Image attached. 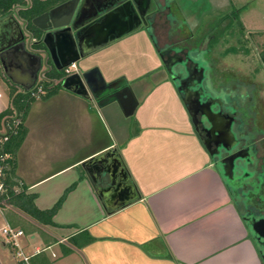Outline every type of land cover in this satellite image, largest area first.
<instances>
[{
	"label": "crops",
	"instance_id": "1",
	"mask_svg": "<svg viewBox=\"0 0 264 264\" xmlns=\"http://www.w3.org/2000/svg\"><path fill=\"white\" fill-rule=\"evenodd\" d=\"M129 1L126 10L106 19L108 26L92 29L85 49L94 51L78 63L81 71L97 67L105 83L119 81L132 89L138 100L133 119L114 101L100 103L63 88L33 99L15 154L14 189L35 194L36 208L45 210L75 187L54 215L55 226H42L3 205L28 222L24 228L8 226L24 232L20 244L32 255L29 264H264L159 56L171 40L189 34L169 21L181 13L180 0ZM204 2L209 7L210 0ZM139 11L150 18L148 27L129 24V16ZM98 16L87 25L89 32ZM11 18L20 20L10 13L0 24ZM26 91L0 64V112L10 106L11 92ZM107 151L120 157L138 195L120 208L103 206L82 168ZM82 231L91 242L84 244ZM75 235L77 247L69 242ZM2 255L0 264H7Z\"/></svg>",
	"mask_w": 264,
	"mask_h": 264
},
{
	"label": "water",
	"instance_id": "2",
	"mask_svg": "<svg viewBox=\"0 0 264 264\" xmlns=\"http://www.w3.org/2000/svg\"><path fill=\"white\" fill-rule=\"evenodd\" d=\"M79 1L67 0L33 18L31 25L35 31L30 30L28 22L21 19L15 21L11 18L9 23L0 24V64L5 75L13 83L28 90L35 85L38 77L43 78V75L50 72L52 68L62 71L71 64L84 59L94 51L85 49L88 38L92 39L93 37L92 29L97 24L108 26V23H105L106 19L112 17L115 10L120 11L130 4L129 1L118 5L117 0H111L103 10L100 9L93 16L83 19L79 13ZM132 3L137 5L134 0ZM138 13L139 16L137 15L135 18L140 27L142 23L145 24V19L143 13L140 11ZM97 16L99 19L89 27L91 29L89 32L86 27L91 23L92 18L95 19ZM88 33L91 34V37ZM105 42L107 41L100 44L112 41ZM190 62H193L194 67L198 65V62H195L188 52L185 59L180 58L174 63V68L179 66L177 69H173V64L167 65L165 68L179 94L182 93L179 84L189 80L193 74L189 70L192 68ZM199 73L201 74L197 81L199 87L193 92V94L195 93L194 97L191 96L190 101L182 98L190 121L230 191L233 192V188L235 191L243 187L244 189L249 188L250 185L256 183L258 178L255 169L257 160L250 155H243L242 150L247 144L241 145V138L236 134L234 124L219 122L218 110L208 104L202 94H198L202 83L206 81L203 68ZM44 79L46 80V78ZM110 85L111 83L104 82L97 67L88 71H77L61 80L63 89L86 99H96L98 95L95 94V90L99 87H103L105 90ZM108 98L117 103L126 118L131 117L138 107V100L128 86L118 89ZM216 107L218 106L216 105ZM82 168L105 208L112 206L120 208L138 198L128 173L115 151H107L93 157L83 163ZM239 210L264 262V217L253 216L244 208H239Z\"/></svg>",
	"mask_w": 264,
	"mask_h": 264
},
{
	"label": "rangeland",
	"instance_id": "3",
	"mask_svg": "<svg viewBox=\"0 0 264 264\" xmlns=\"http://www.w3.org/2000/svg\"><path fill=\"white\" fill-rule=\"evenodd\" d=\"M204 1L206 0L177 2L183 9L181 13H176L177 18L169 17L170 24H177L183 31H189V34L179 36L177 41L173 39L176 34L170 35L173 39L171 44L186 50L196 45L205 49L211 38L216 35L217 41L209 44V56L200 51L192 55L204 58L214 65L209 72L210 78L204 83L208 91L217 93L218 83L215 80L219 77L224 80L219 85H234L236 82L237 85L241 84L242 90L253 96L257 111L256 127L262 133L258 143L261 144L260 153L264 154V53L261 54L264 51V0H210L209 7H206ZM233 14H236L238 19L230 20ZM221 22H224L223 26ZM234 48L235 53L231 52ZM76 67L81 71L79 63H76ZM108 127H111V122ZM0 210L3 213V216L0 214V254H3L7 264H18L13 249L10 246L6 249L1 247V242L8 240L1 230L8 225L24 228L28 222L23 216L5 207ZM44 247L41 246L45 251Z\"/></svg>",
	"mask_w": 264,
	"mask_h": 264
},
{
	"label": "flooded vegetation",
	"instance_id": "4",
	"mask_svg": "<svg viewBox=\"0 0 264 264\" xmlns=\"http://www.w3.org/2000/svg\"><path fill=\"white\" fill-rule=\"evenodd\" d=\"M117 1L118 5H123L128 2V0ZM110 2L111 0H80L78 4L80 16H82L83 19H87L88 17L93 16L94 13L98 12V10H103L106 5L110 4ZM126 9L127 8H124V10ZM128 22L130 25H134L137 22V19L132 15L129 16ZM145 23L146 25L150 24L149 17L145 18ZM223 23L224 22H221L222 26ZM209 29L213 30V28L210 27ZM209 44L210 41L208 42L205 49H200L199 45H196L191 46V49L189 50L170 44L159 51V56L161 58L164 69L167 65L170 64H173V69H177L179 66L174 68V63H176L177 60H180V58L185 59L188 52H190V55L192 56L194 61L198 62V65H196L195 67L192 65L193 62L189 63L190 65H192V68H189V70L193 74L189 78V80L182 82V84H179V88L182 90V93L180 94L181 98H185L186 100L190 101V97L195 95V93L193 94V92L199 87L197 81L200 78L201 74L199 73V71H201L202 68L205 71L204 75L206 77V80L208 79V77L210 78L209 72L213 69L214 65L211 62L208 63L207 60L205 61L204 58L200 59L192 55L194 52L200 51L205 52V54L207 53V55L209 56L211 54L209 50ZM77 71L79 70L77 69ZM190 80H193V82H190ZM215 81L218 83H215L218 86V88L216 89L217 93L215 92L216 94L208 91L205 87V82L203 81L198 94H202L204 99H207V103L211 106L213 105L212 107L218 110L219 122L223 124L232 122L234 124L236 134H238L241 138V145L243 146L245 143L247 144V146L242 150L243 155H250L257 160L255 164L256 173L258 175L256 183L250 185L249 188L244 189L243 187L238 191H235V189L233 188L232 194H234L233 196L236 199V203L239 208H244L246 212L252 214L253 216L264 217V154L260 153L261 144L259 145L258 143L259 137L262 135V133L259 132L256 127L255 120L257 111L254 105V98L251 94L241 89V84L237 85L235 82L234 85L231 84L221 86L219 85V83L224 80L219 79V77ZM124 86L125 85H123L119 81H116L111 83L110 87L106 88L105 90L103 87H99L95 90V94L98 95V97L96 99H93L100 103L104 100L106 101V99H109L108 97L110 94L116 92L118 89H121ZM216 105L218 107H216ZM201 134L203 135L204 133L202 132Z\"/></svg>",
	"mask_w": 264,
	"mask_h": 264
},
{
	"label": "trees",
	"instance_id": "5",
	"mask_svg": "<svg viewBox=\"0 0 264 264\" xmlns=\"http://www.w3.org/2000/svg\"><path fill=\"white\" fill-rule=\"evenodd\" d=\"M66 1L67 0H0V17H4L13 12L18 13V16L21 20L28 22V28L35 31L31 25V20L33 18ZM232 16L233 17H231V19L229 18L230 20L238 19L236 14H233ZM215 41H217L216 35L213 36V38L210 40V43H215ZM231 52L235 53L236 49H231ZM263 53L264 51H262L261 54ZM44 76L47 80L57 81V83L51 87H49L51 81H44V85L46 86L45 94L41 97L46 98L53 95L62 88L61 79L64 76V72L56 71L54 68H52L50 72ZM10 98V106L4 111L0 112V130L4 131L3 134H5L7 131L5 136H3V134L0 135V158L3 157V160L0 159V166L2 168V179H0V181L5 187V191L2 196L10 207L18 210L34 222L42 226H55L53 223V217L59 210L67 193L75 187V184H72L70 187H68L51 208L45 210H39L36 208L34 204V200L36 198L35 194H27L25 191H23V189H19L17 190V193H15V154L25 137L26 129L23 125V120L28 105L34 98L24 94H14V92L10 93ZM111 100L112 99L109 101ZM16 117L20 120V123L17 126H14ZM4 137L7 138L5 141L3 140ZM80 235L85 236L84 244L92 241V238L88 235L87 231H82ZM76 238V235L70 237L69 242L73 246L77 247L78 244Z\"/></svg>",
	"mask_w": 264,
	"mask_h": 264
},
{
	"label": "built area",
	"instance_id": "6",
	"mask_svg": "<svg viewBox=\"0 0 264 264\" xmlns=\"http://www.w3.org/2000/svg\"><path fill=\"white\" fill-rule=\"evenodd\" d=\"M62 71L64 72V76L62 77L61 80H63L65 77L77 72L76 63L71 64L70 66L64 68ZM44 81H47L44 79V75H43V78L38 77L35 85L25 92L26 95H28L34 99L40 98L42 95H44L45 94V87H46L44 85ZM52 85H54L53 81L50 82L49 87H51ZM19 123H20V120L17 119V117H16V121L14 123L15 124L14 126H17ZM6 133H7V131L5 132V134H3V136H5ZM6 139H7L6 137L3 138L4 141ZM0 159L3 160V157H1ZM1 169L2 168L0 166V179H2ZM4 191H5V187H4L3 183L0 181V207L3 205H8L6 200L2 196ZM14 191H15V193H17L16 189H14ZM1 233L8 239L7 242L11 245V247L14 251V255L17 259V262L19 264H29L32 255L27 254L24 251V247L20 244V238H22L24 236V232L20 229L7 226L1 230ZM39 252H40V249L35 250V254H37Z\"/></svg>",
	"mask_w": 264,
	"mask_h": 264
}]
</instances>
